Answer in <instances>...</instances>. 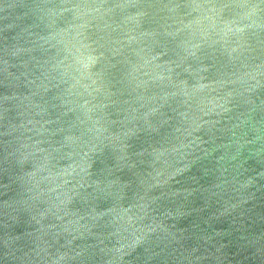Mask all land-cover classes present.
<instances>
[{
	"label": "water",
	"instance_id": "obj_1",
	"mask_svg": "<svg viewBox=\"0 0 264 264\" xmlns=\"http://www.w3.org/2000/svg\"><path fill=\"white\" fill-rule=\"evenodd\" d=\"M0 264H264V0H0Z\"/></svg>",
	"mask_w": 264,
	"mask_h": 264
}]
</instances>
